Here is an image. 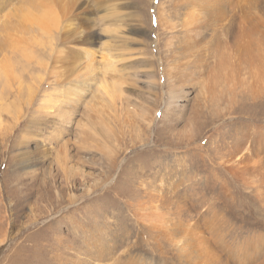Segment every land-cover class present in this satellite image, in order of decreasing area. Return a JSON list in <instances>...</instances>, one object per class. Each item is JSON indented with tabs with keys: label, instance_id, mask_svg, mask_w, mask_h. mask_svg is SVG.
<instances>
[{
	"label": "rangeland",
	"instance_id": "rangeland-1",
	"mask_svg": "<svg viewBox=\"0 0 264 264\" xmlns=\"http://www.w3.org/2000/svg\"><path fill=\"white\" fill-rule=\"evenodd\" d=\"M189 1L0 0V264H264V45L185 63Z\"/></svg>",
	"mask_w": 264,
	"mask_h": 264
},
{
	"label": "bare ground",
	"instance_id": "bare-ground-1",
	"mask_svg": "<svg viewBox=\"0 0 264 264\" xmlns=\"http://www.w3.org/2000/svg\"><path fill=\"white\" fill-rule=\"evenodd\" d=\"M259 1L260 0H246V2L244 4L241 3V5H240V3L238 1H236V0H190L189 3H188L189 4L188 7H185V13L187 15V19L190 20V21L186 22L187 26L185 24H183V27H181V28H184L183 29V33L185 34L186 39L189 41V44H191V45H193V44L197 45V47H198L199 50L195 52L194 50H191L189 48L191 50V52H190L188 50V48H187V42L188 41L186 40L187 42L186 41L185 42H182V48L185 51H187V53H186L187 61L185 63L191 64L192 67H195V66L199 65V63L202 62L201 61V58H200V56H201L200 54L202 52H205L204 45H206L208 43V41L206 42V41H204V39L210 40V44L211 45L216 44L215 42H218L220 44V42H219V40H221L220 38H223V36L226 35L227 30L230 29L229 24L235 25L239 29V34L242 35L244 38H246L248 41H253V45L255 46V49L260 48V47L262 48V46L264 45V13H262L260 15L257 14V3ZM202 3L205 4V7L200 10V7L202 6ZM235 11H239L240 12L239 22H234L233 21V18L231 17L232 14ZM200 12H204L205 15H206V17H207L204 24H198V20L199 19L197 20L196 17L199 18ZM241 13L242 14L244 13L245 15L243 16ZM188 26H192V28H187ZM180 31H182V29H180ZM192 38H194L196 40H189V39H192ZM222 43H223V41H222ZM233 44L234 43H232V46H233ZM193 48L194 47H192V49ZM226 48L228 49L229 47H226ZM256 51H258V50H256ZM260 51L261 50H259L258 52H260ZM180 52L182 53V51H180ZM260 54H257V56H260ZM261 57H262V55L260 57H258L257 59H259ZM174 60L176 62V65H178V64L181 63V62H177V59H174ZM225 60H229L230 61L229 57L226 56V54H225ZM141 63H145V65L143 67H146L147 69L150 68V66H151V64H150L151 62L148 61V60H144ZM224 63H226V62L224 61ZM221 67H223V63H221L219 65V67H218L217 70L214 69V70H212L210 72L211 76L213 74H216L217 75L218 74V71H219V69ZM183 68H184V66H183ZM143 69H144V72L147 71V70H145V68H143ZM182 70L185 71L184 69H182ZM179 71H180V69H179ZM179 71H178V68L177 67H172V68H170V70H167V76L170 79L168 81V84L170 86H173L172 83H175V82L178 83V85L181 82L182 83H185V80L189 77V75H184L183 74V71H180V72ZM148 72L149 71H147V73ZM186 72H185V74H186ZM153 74L154 73L152 72V75ZM174 76H176L178 79L177 80L174 79ZM242 150H243V148H241L240 144H238L236 142L234 144H232V152L230 153L231 154L230 157H232V159H233V155L238 154V159H236L237 161L236 160H233L232 161V162H234L236 164L235 165L236 166V169L235 170L234 169H230V167H228V168L230 170H234V172H237V170H241L240 165L242 163L245 162L246 165L248 163H251V160H250V157L248 156V154L247 153H241ZM240 153L243 154V155H241ZM108 158H110V157L108 156ZM232 159L230 158L228 160L230 161ZM245 159H246V161H245ZM228 160L226 161V159H225L224 163H228ZM251 164L253 166L254 162H252ZM248 166H245L244 169H242V170L245 171L247 169L254 168V167H248ZM236 176H237V174H236ZM168 178H170V176ZM159 181H161V178H160ZM170 182L171 181H169V183ZM175 182H173V184L172 183L168 184V187L173 186L172 189H174ZM260 185H261V183H260ZM177 186H178V183H177ZM260 187L261 186L256 187V189L258 190ZM175 192L173 193L174 195L175 194H178V192H176V193ZM261 193H262V191L260 192V194ZM156 194H157V192H156ZM257 194H259V193H257ZM147 195H149V193ZM149 196L151 197V195H149ZM191 205L192 206H198V208L200 207L203 210L206 208V207L202 208V206H199V203H197V204H191ZM191 205H188L187 203H185L183 205V207L186 208V209H188V208H190ZM146 206H147V203L140 202L137 205V208L136 209L140 213L141 210L146 209ZM176 208H178V205L176 206ZM211 210H212V207H209L208 208V211L210 212ZM203 212L201 213L199 211V213H198L199 214V217H198V214L196 216V213H195V214H190L188 216L187 220L182 219V218L179 219L178 221H186L188 223L189 227L188 228H184V227H180L178 225L177 226L178 229H179V231H178L179 233L178 234L185 233L186 235H188L190 233L191 227L194 226V224L196 225V224L199 223L193 217L196 216L198 218H201V215H203ZM141 215L149 218L150 220L153 221V223L160 222L162 220V218H163V215L161 213L157 212L155 207H152L146 213H141ZM163 231L164 232H167V229H163ZM95 261H97V260H95Z\"/></svg>",
	"mask_w": 264,
	"mask_h": 264
}]
</instances>
